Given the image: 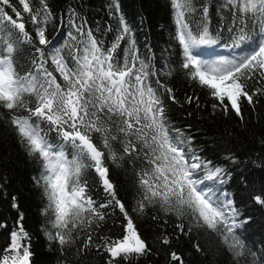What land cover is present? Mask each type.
Here are the masks:
<instances>
[{
  "label": "snow or ice",
  "instance_id": "6c2138e0",
  "mask_svg": "<svg viewBox=\"0 0 264 264\" xmlns=\"http://www.w3.org/2000/svg\"><path fill=\"white\" fill-rule=\"evenodd\" d=\"M18 3L22 10L12 0H0V108L7 110L21 145L40 167L33 179L47 200L42 210L44 231L49 242L60 246L61 255L81 232L87 233L81 252L89 247L93 224L99 227L105 220L104 210L110 207L119 209L126 224L122 237L104 236L97 246L108 254L107 264L150 252L109 178L106 158L118 164L127 156L136 165L139 195L134 211L143 213L147 206L159 205L182 221L177 224L181 233L205 227L214 232L235 264H264V255L247 248L240 234L251 217L241 218L233 195L224 188L231 173L202 156V150L193 147V138L169 120L164 96L176 102L173 89L158 78L153 83L156 73L151 60L141 57L119 0L110 5L118 25L107 49L84 18H76L74 9L68 15L75 35L66 33L71 44H55L46 35L55 20L47 0H38L35 8L30 0ZM170 6L181 71L208 90L215 101L213 113L221 110L227 115L230 107L243 119L242 98L254 106V96H264V87H250L264 81V0H223L218 12L222 22L215 34L208 3L170 0ZM22 13L28 14L32 31L27 30ZM194 17L198 22L193 26ZM126 38L127 47L117 56ZM216 47L228 54L206 56L201 51ZM25 48L29 53L22 64ZM171 74L169 68L167 75ZM194 100L199 107V97L187 98L189 104ZM117 142L121 153L113 147ZM228 159L235 162L233 157ZM89 172L95 173L107 197L103 202L93 198ZM15 199L12 206L18 208ZM253 201L264 206L261 194L254 195ZM23 219L20 213L17 227L10 232V244L0 251V264H31L33 253ZM159 242L167 245L170 240L164 236ZM194 247L201 251L198 243ZM170 259L184 264L175 251Z\"/></svg>",
  "mask_w": 264,
  "mask_h": 264
},
{
  "label": "trees",
  "instance_id": "16d2710c",
  "mask_svg": "<svg viewBox=\"0 0 264 264\" xmlns=\"http://www.w3.org/2000/svg\"><path fill=\"white\" fill-rule=\"evenodd\" d=\"M17 9L22 10L18 0H12ZM55 20L47 27L46 35L58 44H71L66 33L74 29L69 24V13L75 10L79 18H84L93 34L107 49L117 35L118 20L111 15L112 0H47ZM197 4L208 3L211 30L221 24L219 5L223 0H196ZM31 6L38 7V0H30ZM120 11L130 26L141 57L151 60V77L153 83L158 78L161 83L173 89L176 102L164 96L166 112L169 120L176 128L193 138V147L202 150L201 155L211 160L213 165L223 167L231 173V180L224 185L230 192L237 208L242 213V219L251 217L243 225L240 234L246 242V247L264 255V206L256 204L253 196H264V96H254V106H249L246 100L241 101L243 119L238 117L229 107L227 115L211 108L215 101L208 95V90L190 80L180 69L182 62L181 49L174 40L175 23L170 0H119ZM11 14V13H10ZM227 17L226 13H221ZM26 28L32 31L28 14L22 13ZM16 18V17H14ZM63 20V23L61 22ZM198 22L193 18V26ZM227 23V19L224 21ZM109 28L111 30H109ZM227 33H223L226 38ZM225 42L221 40V44ZM127 47V38L121 43L116 55L122 56ZM150 49V51H149ZM206 55H227V50L216 47L201 49ZM29 49L25 48L21 63H25ZM172 74L167 75L168 69ZM49 70H52L49 62ZM57 80L61 77L58 73ZM250 87H264V81L253 83ZM189 96L199 97V107L194 100L189 104ZM227 103V101H226ZM113 147L121 153L119 143ZM107 157V154H106ZM235 158V162L228 159ZM71 158V157H69ZM109 167V178L116 186L118 198L132 217L142 238L149 245L150 252L139 257H133L120 264H178L171 261L170 254L175 251L184 259V264H235L232 256L222 240L206 227L193 229L191 234L181 233L177 224L182 222L172 214H166L159 205L147 206L143 213L134 211L139 195L137 177L134 165L125 156L118 164H113L106 158ZM138 170V169H137ZM40 167L30 158L19 141L15 130L10 124L7 110L0 108V251L10 244V232L17 227L19 214H23V227L30 238V250L33 253L31 264H107L108 254L101 245L102 238L122 237L126 219L118 208H108L105 220L99 227L92 226V244L83 249L87 233L81 232L75 243L65 246L64 255L56 242H49L45 235L46 217L42 210L47 204L43 189L34 182ZM88 181L92 186V195L98 203L107 197L103 193L94 172H89ZM247 181L245 184L243 181ZM15 203L19 205L14 208ZM185 223V233L188 223ZM164 236L170 240L164 245L159 241ZM194 242L198 243L201 251H197ZM251 259V258H249Z\"/></svg>",
  "mask_w": 264,
  "mask_h": 264
}]
</instances>
